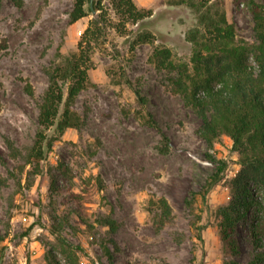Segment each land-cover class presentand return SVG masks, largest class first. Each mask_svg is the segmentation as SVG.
I'll return each mask as SVG.
<instances>
[{"label":"rangeland","instance_id":"rangeland-1","mask_svg":"<svg viewBox=\"0 0 264 264\" xmlns=\"http://www.w3.org/2000/svg\"><path fill=\"white\" fill-rule=\"evenodd\" d=\"M178 1L134 0L152 12L138 23L123 21L111 2H102L105 36L92 44L89 84L72 107L81 125L68 128L35 170L26 160L39 130L47 70L78 51L99 11L71 22L74 0H23L20 6L2 0V264H49L46 250L58 248V236L82 247L81 264H224L216 210L229 200L228 182L239 170L238 155L227 135L209 146L198 133L201 118L151 61L156 47L170 48L176 60H191L193 44L186 35L199 25L198 13ZM213 1L222 2L240 38L255 41L253 18L243 3ZM142 31L152 32L153 42L136 43ZM149 117L156 125L148 123ZM219 160L227 163L223 179L204 200L199 191ZM153 197H165L175 215L160 230L148 208ZM107 217L116 229L102 224ZM237 240L240 263L264 264V237L257 249L249 222L239 224ZM258 251L263 253L259 259Z\"/></svg>","mask_w":264,"mask_h":264},{"label":"trees","instance_id":"trees-1","mask_svg":"<svg viewBox=\"0 0 264 264\" xmlns=\"http://www.w3.org/2000/svg\"><path fill=\"white\" fill-rule=\"evenodd\" d=\"M12 1L20 6L23 0ZM103 1L74 0L71 22L94 11H99V18L94 19L84 31L78 51L62 57L47 70L49 84L39 103V130L26 160L35 170L48 158L55 142L68 128H79L81 125L82 119L72 107L80 92L89 84V70L93 67L92 44L105 36L103 31L107 18ZM108 1L123 21L138 23L152 15L150 9L137 7L134 0ZM236 2L243 3L252 15L254 42L237 35L236 25L228 20L222 2L179 0L178 4H187L198 13L199 25L191 28L186 35L193 44L191 60L174 59L168 47H156L151 56L156 68L166 73L172 91L179 94L201 118L198 133L209 146H214L222 135H227L238 155L239 170L228 182L229 200L216 210L220 219L219 237L226 256L224 264H243L238 260L237 228L240 223L249 222L250 238L257 249L263 246L264 237V2ZM1 6L2 0L0 10ZM153 40L152 32L142 31L136 43H151ZM127 82L139 96V90L130 80ZM26 91L33 95L30 84L26 85ZM140 100H144L143 97ZM147 121L156 125L151 117ZM165 142L163 150L167 152V137ZM7 143L15 150L13 142L8 140ZM226 166V161H218L216 171L199 191L204 200L211 188L223 179ZM148 208L158 230L175 217L165 197L151 198ZM102 224L112 230L117 227L111 217H107ZM195 226L202 228L201 225ZM199 238L202 239L201 233ZM56 239L58 248L49 247L46 250L48 263L81 264L82 247L61 236ZM4 249L0 248V264L5 255ZM262 255L258 251L257 259Z\"/></svg>","mask_w":264,"mask_h":264}]
</instances>
